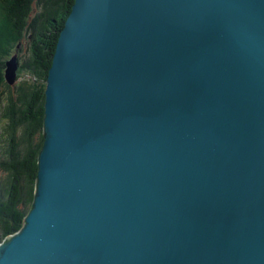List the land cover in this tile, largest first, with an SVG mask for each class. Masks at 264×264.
Returning a JSON list of instances; mask_svg holds the SVG:
<instances>
[{
	"label": "water",
	"instance_id": "95a60500",
	"mask_svg": "<svg viewBox=\"0 0 264 264\" xmlns=\"http://www.w3.org/2000/svg\"><path fill=\"white\" fill-rule=\"evenodd\" d=\"M43 138L0 264H264V0H75Z\"/></svg>",
	"mask_w": 264,
	"mask_h": 264
},
{
	"label": "trees",
	"instance_id": "16d2710c",
	"mask_svg": "<svg viewBox=\"0 0 264 264\" xmlns=\"http://www.w3.org/2000/svg\"><path fill=\"white\" fill-rule=\"evenodd\" d=\"M74 3L0 0V243L21 229L34 200L47 79ZM24 42L29 57L20 72L29 78L11 87L4 80L3 57Z\"/></svg>",
	"mask_w": 264,
	"mask_h": 264
},
{
	"label": "rangeland",
	"instance_id": "374dc122",
	"mask_svg": "<svg viewBox=\"0 0 264 264\" xmlns=\"http://www.w3.org/2000/svg\"><path fill=\"white\" fill-rule=\"evenodd\" d=\"M15 55H17V57L19 58V62L20 64L22 62H24V60H27L29 57V49H28V44L26 42L23 43V45L21 46L20 44L17 45V47L15 49H13L12 54L8 57H3L4 63H5V68H4V80H5V75H6V70H7V62L10 61L12 59V57H14ZM17 77L20 76L21 78L17 81V83L20 80H23L24 78H29V76L25 73H21L20 69L17 70L16 73ZM4 88V87H3ZM1 88V89H3Z\"/></svg>",
	"mask_w": 264,
	"mask_h": 264
},
{
	"label": "bare ground",
	"instance_id": "6f19581e",
	"mask_svg": "<svg viewBox=\"0 0 264 264\" xmlns=\"http://www.w3.org/2000/svg\"><path fill=\"white\" fill-rule=\"evenodd\" d=\"M32 203H33V202H32ZM31 206H32V205H31ZM30 209H31V208H30ZM24 220H25V219H24ZM23 224H24V223H23ZM22 227H23V226H22ZM22 227H21V228H22ZM20 230H21V229H20ZM16 233H17V232H16ZM10 236H12V235H10ZM8 237H9V236H8ZM8 237H7V238H8ZM1 243H3V242H1ZM1 243H0V244H1Z\"/></svg>",
	"mask_w": 264,
	"mask_h": 264
}]
</instances>
